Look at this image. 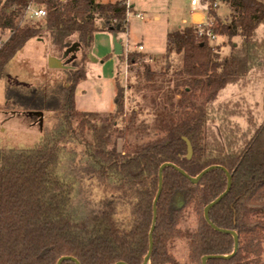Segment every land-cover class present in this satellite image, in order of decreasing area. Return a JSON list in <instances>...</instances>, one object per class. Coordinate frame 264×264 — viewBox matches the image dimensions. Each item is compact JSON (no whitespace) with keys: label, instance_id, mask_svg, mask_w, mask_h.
Instances as JSON below:
<instances>
[{"label":"trees","instance_id":"trees-1","mask_svg":"<svg viewBox=\"0 0 264 264\" xmlns=\"http://www.w3.org/2000/svg\"><path fill=\"white\" fill-rule=\"evenodd\" d=\"M223 1L229 4V19L223 21L211 10L212 29L227 38L230 50L222 54L211 39L197 36L194 23L167 32V69L174 54H182V64L173 70L175 88L166 86L158 103L152 99L156 136L126 141L119 150L112 143L116 132L126 139L146 127L137 120L140 109L132 107L127 116L125 88L118 81L115 109L102 114L76 106V89L87 77L84 66L69 67L68 85L39 86L6 76L5 67L43 32L64 51L73 37L82 50L91 47L98 31L127 33V0H0V30L11 32L0 45V80L6 78L3 111L50 113L56 119L33 147H0V264H57L62 256H74L81 264H143L164 162L192 176L210 165L229 170L231 188L209 215L217 226L238 233L239 248L230 259H209L207 264H264V120L242 145L231 131L223 134L211 125L219 91L261 63L264 42L257 32L264 25V0ZM33 3L45 9V16L22 22ZM146 56L133 50L120 58L130 66L143 60L146 79L155 82L159 74L144 62ZM185 138L192 145L190 157ZM76 144L81 150L76 151ZM227 184L221 167L198 183L174 167L164 169L150 264H178L171 248L181 237L189 240L198 261L206 254L233 251L232 235L214 230L203 216L204 207ZM178 198L183 208L176 204ZM186 207L200 214L194 232L179 227Z\"/></svg>","mask_w":264,"mask_h":264},{"label":"rangeland","instance_id":"rangeland-1","mask_svg":"<svg viewBox=\"0 0 264 264\" xmlns=\"http://www.w3.org/2000/svg\"><path fill=\"white\" fill-rule=\"evenodd\" d=\"M108 2L113 0H97ZM136 10L143 14V18L136 16L131 10L128 14L130 20L129 32L98 31L94 34L92 63L87 67L88 49L75 50L64 55V50H60L51 45L50 37L43 32L37 38L30 40L16 53L7 63L5 75L16 77L21 82L39 86L46 83L54 84L64 82L68 85L67 70L71 66L75 68L84 66L87 77L80 85L81 90L77 94L76 103L78 109L82 111H98L102 114L112 112L115 109V95L117 92V81L125 88L126 112L132 107L140 109L138 122H144L145 129L134 130L127 135V138L120 136L116 132L112 136V143L116 144L119 150L124 143H135L154 138L157 130L153 128L154 114L152 99L158 103L166 86L174 89L176 86L173 70L175 66H181L182 54H174L172 67L167 69V60L164 58L166 51V33L176 29L183 17L186 18L187 25L191 23L190 12L197 10L205 12V5L199 3L197 6L191 5V0H134ZM204 2V0H202ZM219 6L214 8L217 16L227 21L229 19L230 8L227 2L217 0ZM159 14L160 19H154V15ZM194 14H199L195 12ZM38 18H31L26 13L22 22L36 21ZM201 17H196L193 23L201 22ZM259 41L264 42V25H261L257 32ZM114 36L121 39L123 44V54L137 50L139 44L144 46V53L152 55L148 63L151 69L159 75L154 81H148L144 74L142 61L130 66L123 62L120 55L114 52ZM5 39V36L2 37ZM0 39L1 42L4 41ZM235 40L239 42V38ZM72 45L77 43L76 37L72 39ZM213 44L219 45L222 54L230 50V44L225 36H217L212 40ZM71 45V46H72ZM91 45V46H92ZM70 46V47H71ZM138 51V50H137ZM142 51V52H143ZM86 53V55H85ZM57 55L67 64L66 68L51 69L47 63L50 56ZM261 63L250 73L236 83H232L219 91L214 102L215 121L211 123L214 129L222 130L223 134L232 132L238 144L242 145L249 138L254 129L264 120V54ZM47 59V61H46ZM166 71L165 76L160 73ZM168 78L165 84L162 79ZM5 82L6 78L0 80V147L29 148L37 144L45 132L53 128L54 115L42 113V115L30 112H5ZM165 84V85H164ZM84 90V91H83ZM178 96L175 97L177 99ZM158 100V101H157ZM153 128V129H152ZM151 130L149 133L147 131ZM77 150H81L80 144L74 145ZM97 195L103 189L96 190ZM176 204L183 208L184 202L181 198L176 200ZM200 224V214L192 207L184 209L183 217L179 227L183 230L194 232ZM172 255L178 264H202L191 252L189 240L185 237L174 240L171 248ZM264 258V254H263Z\"/></svg>","mask_w":264,"mask_h":264},{"label":"water","instance_id":"water-1","mask_svg":"<svg viewBox=\"0 0 264 264\" xmlns=\"http://www.w3.org/2000/svg\"><path fill=\"white\" fill-rule=\"evenodd\" d=\"M199 17V15L194 14L193 15V20ZM114 52L117 55H121L123 53V44L121 39H117L116 36H114ZM79 43H74L71 47H68L65 52L64 55H67L69 52H73L75 50H79ZM49 68H66L68 67L67 64L63 61L62 58L60 57H56V56H50L48 63H47ZM39 115H42V112H38ZM186 142H187V146H188V156L190 157L192 154V145L190 143V141L185 138ZM167 167H174L176 168L181 174H183L184 176H186L190 181H192L193 183H198L201 178L208 172H210L211 170L217 168V167H221L224 172L226 173L227 179H228V184H227V188L225 189L224 192H222L219 196H217L214 200H212L211 202H209L203 209V216L205 221L216 231L222 232V233H228L231 234L233 239H234V249L231 253L229 254H206L203 255L201 257V263L202 264H207L209 259H230L231 257H233L239 248V236L238 233L235 230L232 229H227V228H221L219 226H217L216 224H214L211 219H210V211L211 209L216 206L222 199L223 197L229 192L231 185H232V174L229 172V170L223 166H218V165H210L206 168H204L201 172H199L197 175L192 176L189 175L184 169H182L181 167L177 166L176 164L172 163V162H164L160 168H159V186H158V190H157V194L155 196L154 202H153V218H152V224H151V228L149 231V250L147 255L144 258L143 264H150V257H151V253L153 250V246H154V240H153V233L156 227V221H157V202L159 200V197L161 195V191H162V187H163V171L165 168ZM64 260H72L74 261L76 264H81L80 261L74 257V256H62L61 258H59V260L57 261V264H62ZM115 264H128L125 261H118Z\"/></svg>","mask_w":264,"mask_h":264},{"label":"built area","instance_id":"built-area-1","mask_svg":"<svg viewBox=\"0 0 264 264\" xmlns=\"http://www.w3.org/2000/svg\"><path fill=\"white\" fill-rule=\"evenodd\" d=\"M199 3H202L205 5V9H204L205 12L195 10L196 12L200 13V15L199 14L197 15H199V17L202 18L201 22L194 23L197 26L196 34L199 37L206 36L209 39L213 40L214 38L217 37V35H215L212 29V25L214 23V17L211 15L210 11L214 8H217L219 6V3L217 2V0H204V2L202 0H191V5L193 6H197ZM27 13L29 14V17L31 18L43 17L46 14L45 9L43 7H38L34 3L28 6ZM136 16L141 19L144 17L142 13H136ZM136 49L142 52L144 50V46L142 44H139ZM149 60H151V57L146 58V61H149Z\"/></svg>","mask_w":264,"mask_h":264},{"label":"crops","instance_id":"crops-1","mask_svg":"<svg viewBox=\"0 0 264 264\" xmlns=\"http://www.w3.org/2000/svg\"><path fill=\"white\" fill-rule=\"evenodd\" d=\"M113 1H115V0H113ZM127 3H128V5H129V7H131V10H133V11H135V14L136 13H140V12H137V10H136V1H134V0H127ZM196 11L194 10V11H191L190 12V17H191V23H189V24H187V25H190V24H192L193 23V15H194V13H195ZM154 19H156V20H159L160 19V16H159V14H155L154 15ZM182 23L183 24H186V18L185 17H183L182 19H181V23H179L178 25H177V27H176V29H178V28H180V27H182V26H185V25H182ZM129 27H130V20H129ZM175 30V29H174ZM128 32H129V29H128ZM167 32H169V31H167ZM10 34H11V32L10 31H4V32H2L1 30H0V39H2V37L3 36H5V39H2V40H4V41H6L8 38H9V36H10ZM167 34V33H166ZM166 36V35H165ZM30 40H33V39H30ZM29 40V41H30ZM4 41H2L1 42V44L4 42ZM92 51H93V45L91 46V47H89V49H88V52H87V59H88V61H87V67H89V65L90 64H93L92 63V57H93V53H92ZM144 52V51H143ZM146 53V52H145ZM150 55V57H152V55L151 54H149ZM53 56H56V57H59V56H57V55H53ZM46 61H47V59H46ZM51 69H56V68H51ZM83 82V81H82ZM82 82H80L79 83V86H78V88L76 89V98H77V94L80 92V91H82L81 90V88L82 87H80V85L82 84ZM84 91V90H83ZM78 104V103H77ZM77 104H76V106H77Z\"/></svg>","mask_w":264,"mask_h":264}]
</instances>
